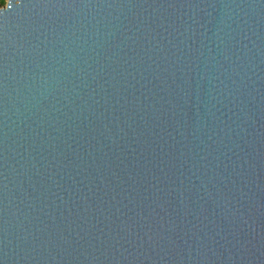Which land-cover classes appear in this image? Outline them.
Returning a JSON list of instances; mask_svg holds the SVG:
<instances>
[{
    "label": "water",
    "instance_id": "obj_1",
    "mask_svg": "<svg viewBox=\"0 0 264 264\" xmlns=\"http://www.w3.org/2000/svg\"><path fill=\"white\" fill-rule=\"evenodd\" d=\"M0 264H264V0H8Z\"/></svg>",
    "mask_w": 264,
    "mask_h": 264
},
{
    "label": "trees",
    "instance_id": "obj_2",
    "mask_svg": "<svg viewBox=\"0 0 264 264\" xmlns=\"http://www.w3.org/2000/svg\"><path fill=\"white\" fill-rule=\"evenodd\" d=\"M5 5L4 0H0V7H3Z\"/></svg>",
    "mask_w": 264,
    "mask_h": 264
},
{
    "label": "rangeland",
    "instance_id": "obj_3",
    "mask_svg": "<svg viewBox=\"0 0 264 264\" xmlns=\"http://www.w3.org/2000/svg\"><path fill=\"white\" fill-rule=\"evenodd\" d=\"M7 1H8V0H4L5 5H4L3 7H0V8H4V7L6 6Z\"/></svg>",
    "mask_w": 264,
    "mask_h": 264
}]
</instances>
